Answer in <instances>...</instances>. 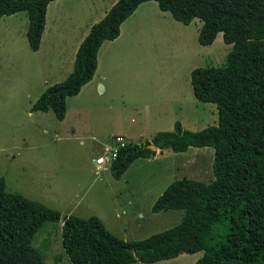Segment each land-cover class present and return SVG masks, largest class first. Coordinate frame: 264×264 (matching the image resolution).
I'll use <instances>...</instances> for the list:
<instances>
[{
    "label": "rangeland",
    "instance_id": "rangeland-1",
    "mask_svg": "<svg viewBox=\"0 0 264 264\" xmlns=\"http://www.w3.org/2000/svg\"><path fill=\"white\" fill-rule=\"evenodd\" d=\"M78 1L66 4L71 21L97 19L114 2L98 0L93 15L87 16ZM75 24L74 32L79 28ZM27 25L24 13L0 20V178L6 190L62 217L102 218L112 234L130 243L178 225L183 210L152 213L151 207L173 181H212L211 147L136 160L120 180L112 177L110 163L97 168L94 161L109 156L116 135L125 133L129 142L141 144L157 132L171 131L176 121L193 132L217 125L215 104L193 95L191 72L226 66L232 45L218 34L210 46H202L197 41L201 21L184 25L160 11L156 2H145L121 25L118 39L102 46L97 71L104 77L102 87L96 79L68 97L66 115L59 121L52 111L32 112L31 107L73 66L58 69L56 62L46 60L44 47L32 51ZM61 223H47L34 237L44 264H70L61 245ZM201 257L202 252L184 253L154 264H194Z\"/></svg>",
    "mask_w": 264,
    "mask_h": 264
},
{
    "label": "trees",
    "instance_id": "trees-1",
    "mask_svg": "<svg viewBox=\"0 0 264 264\" xmlns=\"http://www.w3.org/2000/svg\"><path fill=\"white\" fill-rule=\"evenodd\" d=\"M53 1L0 0V20L24 13L26 38L35 52ZM149 1L184 25L201 21L200 45L210 46L218 34L232 45L226 66L191 72L193 95L215 104L217 125L193 132L176 121L171 131L157 132L149 141L128 142L110 163V172L120 180L136 160L151 159L157 150L182 153L211 147L212 181L183 178L170 183L151 212L183 210L180 223L130 243L112 234L98 217H62L53 208L8 192L0 178V264H44L34 237L47 223L60 221L61 245L70 264H154L196 252L202 257L194 264H264V0H117L80 43L69 75L47 87L31 111H52L62 121L66 99L92 80L101 45L115 40L121 25Z\"/></svg>",
    "mask_w": 264,
    "mask_h": 264
},
{
    "label": "crops",
    "instance_id": "crops-1",
    "mask_svg": "<svg viewBox=\"0 0 264 264\" xmlns=\"http://www.w3.org/2000/svg\"><path fill=\"white\" fill-rule=\"evenodd\" d=\"M76 1L77 0H56V1L51 2L47 7L46 24H45L43 35L41 38L39 49L37 51H39L41 48L44 47L43 53H44L46 60H49L50 62H56L55 67H57L58 69L65 67V66H69V70H70L71 66H73L76 51L80 43L82 42V40L88 34L93 23L101 20L106 14V12L112 7V5H114V3H116L117 0H114V2L112 3L110 7L105 8V10L101 12L100 17H98L97 19H89V17L84 18L80 16V17H77L74 21L73 20L71 21V18L66 17L65 15L66 14L65 7H66V4L67 6H70L72 5V2H76ZM78 2L82 4V8L85 9L84 12L87 13V16H92L93 12L95 11L94 8H95V5H97L98 0H80ZM49 14H50V19H49ZM71 23H76L75 25L79 26L77 31L75 32L73 31L75 27H72ZM120 34H121V31H120ZM46 36H47V39L45 40ZM118 37L115 40H117ZM65 41L68 42L67 47L65 45L66 44ZM108 42H112V41H108ZM104 43L101 45L98 51L97 59H99V53ZM70 47H72L71 51L68 49ZM97 71H98V65H97V69L95 71V74L92 80L88 82L87 84H85L82 88L93 84L96 81V79H98V81L96 82L97 86L102 87L104 77L98 76ZM104 89H106L105 86H104ZM122 135L127 137V134L125 133ZM166 151L167 150L159 152V150H157L155 157L148 159V161H155L159 155L165 153ZM136 211H137L138 216L141 215L140 209H138L137 207H136ZM116 212L118 213L119 211H116ZM122 212H124V210H122ZM116 216L117 218H119V214H117ZM99 219L101 220L102 218H99Z\"/></svg>",
    "mask_w": 264,
    "mask_h": 264
},
{
    "label": "built area",
    "instance_id": "built-area-1",
    "mask_svg": "<svg viewBox=\"0 0 264 264\" xmlns=\"http://www.w3.org/2000/svg\"><path fill=\"white\" fill-rule=\"evenodd\" d=\"M128 142L129 141L123 135L114 136L112 145L108 147L109 156L105 157V156L100 155L95 158L94 163L97 166V168H101L107 162L111 163L112 160L116 157L118 150L124 147Z\"/></svg>",
    "mask_w": 264,
    "mask_h": 264
},
{
    "label": "water",
    "instance_id": "water-1",
    "mask_svg": "<svg viewBox=\"0 0 264 264\" xmlns=\"http://www.w3.org/2000/svg\"><path fill=\"white\" fill-rule=\"evenodd\" d=\"M147 147H148L149 149H151V150L155 149L154 145H152V144L148 145Z\"/></svg>",
    "mask_w": 264,
    "mask_h": 264
}]
</instances>
